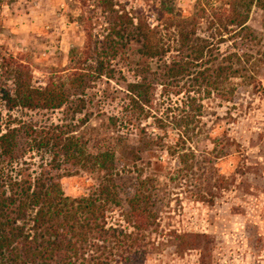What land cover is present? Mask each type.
Segmentation results:
<instances>
[{
  "label": "trees",
  "instance_id": "1",
  "mask_svg": "<svg viewBox=\"0 0 264 264\" xmlns=\"http://www.w3.org/2000/svg\"><path fill=\"white\" fill-rule=\"evenodd\" d=\"M98 1L117 12L114 0ZM161 6L157 25L142 11L123 9L105 35L87 27L83 56L71 49L78 67L67 79L38 86L13 57L0 65V106L10 113L4 117L0 109V264H143L158 216L154 180L138 165L141 149L160 146L176 155L180 148L186 163L185 140L204 116L206 100L231 102L242 88L263 90L258 74L264 56L253 47L261 40L247 23L254 6L264 13V0H197L188 15L172 1ZM228 42L231 49H223ZM116 58L132 78L119 69L125 84L119 137L93 136L86 120L37 122L12 114L63 108L95 78L114 79ZM89 61L95 64L85 68ZM150 119L177 131L175 147L145 136L143 123ZM135 130L144 135L141 149L130 142ZM82 173L97 182L89 193L67 195L62 179ZM134 173V193L124 199L118 180ZM114 208L122 210L127 226L109 223Z\"/></svg>",
  "mask_w": 264,
  "mask_h": 264
},
{
  "label": "rangeland",
  "instance_id": "2",
  "mask_svg": "<svg viewBox=\"0 0 264 264\" xmlns=\"http://www.w3.org/2000/svg\"><path fill=\"white\" fill-rule=\"evenodd\" d=\"M162 1H172L183 14H193L197 0H114L107 12L98 0H0V65L13 57L32 73L33 83L47 85L52 79H67L78 67L70 52L78 58L87 43L86 29L105 35L112 18L124 9L145 13L151 24H159ZM82 17L87 21H82ZM248 26L261 44L254 47L264 56V13L254 6ZM91 27V28H90ZM101 40V38H100ZM232 42L222 46L230 48ZM94 65L89 61L84 65ZM115 78L105 76L90 81L86 93L74 94L71 102L58 110L14 111L18 119L37 122L63 121L82 125L100 138L119 137V115L125 84L119 74L132 79L129 72L113 61ZM258 79L264 87V65ZM161 90H159V93ZM74 93V92H72ZM181 98V96H180ZM85 107L80 106L82 100ZM177 99V97H174ZM204 116L197 129L186 138V163L180 154L171 155L160 146L144 151L139 130L130 137L141 149L144 176L151 177L155 212L158 220L148 233L143 264H264V88L245 87L233 101L217 98L204 102ZM4 117L10 114L0 106ZM77 109H82L81 113ZM77 110L76 112H73ZM74 119V120H73ZM112 119L116 124H113ZM148 138L164 139L165 145H177V131L158 128L153 119L143 123ZM122 166L120 163L118 166ZM95 176L82 173L62 179L69 196L89 193ZM123 198L133 195L136 174L118 180ZM125 209L126 202H124ZM109 223L127 226L122 210L114 208Z\"/></svg>",
  "mask_w": 264,
  "mask_h": 264
}]
</instances>
